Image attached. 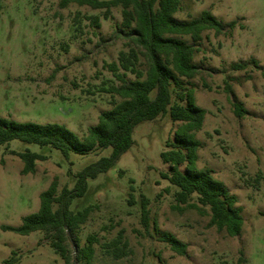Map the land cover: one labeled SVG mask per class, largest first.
I'll use <instances>...</instances> for the list:
<instances>
[{
  "label": "rangeland",
  "instance_id": "rangeland-1",
  "mask_svg": "<svg viewBox=\"0 0 264 264\" xmlns=\"http://www.w3.org/2000/svg\"><path fill=\"white\" fill-rule=\"evenodd\" d=\"M205 10L225 24V33L208 31L194 43L201 74L184 80V86L195 90L196 103L207 111L197 133L199 167L211 170L238 197L243 232L230 237L211 227L208 216L173 209L178 188L161 176L171 172L161 154L169 150L166 143L174 140L178 126L168 114L138 125L133 147L107 173L90 179L86 195L73 202L75 212L96 206L88 222L69 234L75 251L76 238L81 247L89 236L99 239L91 264H264V76L249 64L255 59L264 68V0H182L175 17L189 21ZM93 17H100L101 27L92 24ZM122 21L121 8L105 19L104 10L64 6V0H0V117L59 123L84 137L100 114L113 107L107 91L121 85L105 66L128 50ZM184 40L193 44L189 37ZM236 64L248 66L236 70ZM135 79L127 74L128 81ZM172 91L175 102L180 90L173 86ZM234 103L247 111L244 117L235 115ZM11 151L34 152L47 160L37 162L34 174L23 175L24 163ZM111 152H71L66 158L49 146L18 140L0 147V264L12 257L16 264H65L45 233L20 236L2 226H20L23 217L39 210V196L54 180L59 191L73 189L79 172ZM144 197L150 201L148 231L141 217ZM120 230L132 254L115 260L103 244ZM158 232L187 244V254L174 253Z\"/></svg>",
  "mask_w": 264,
  "mask_h": 264
},
{
  "label": "trees",
  "instance_id": "trees-1",
  "mask_svg": "<svg viewBox=\"0 0 264 264\" xmlns=\"http://www.w3.org/2000/svg\"><path fill=\"white\" fill-rule=\"evenodd\" d=\"M70 4L104 10L105 19L111 17L113 9L121 8L128 50L120 51L118 62L105 66L121 82L120 86H112L107 91L114 99L113 107L100 114L97 124L91 126L84 137L59 123L38 124L0 117V147H9L11 142L18 140L40 147L49 146L59 150L66 158L71 152L85 155L108 148L112 152L109 157H103L79 172L73 189L64 187L59 191L58 180H54L40 194L37 212L23 217L20 226H2V230L20 236L43 232L65 264H74L75 260L91 264L99 239L89 236L87 245L81 247L76 238L75 251L69 244V234L77 232L88 222L96 206L75 212L71 209L73 202L86 195L90 179L107 173L133 147V134L138 125L170 114L178 126L174 131V140L169 139L166 143L169 150L161 154L164 163L170 165L171 172L161 176L178 188L173 209L179 212L195 210L199 215L210 218L211 227L226 232L230 237L240 236L244 217L242 208L237 206L238 197L211 170L199 167L202 143L197 133L204 127L207 111L196 103L195 90L184 86V80L190 81L201 74L194 62L198 52L195 44L201 42L208 31L218 36L224 34L225 24L207 10L196 19L177 20L175 16L181 9L182 0H64V6ZM90 20L95 27H101L100 17ZM236 25L232 22L230 29L234 30ZM186 37L193 44L184 40ZM249 64L262 71L264 76V68L258 61L251 59ZM142 65L146 67L145 71L140 68ZM247 66L236 64L233 68L244 70ZM128 73L136 79L128 81ZM173 86L180 90L175 102ZM227 91L232 92L229 87ZM116 97L121 101L115 100ZM234 113L242 118L247 111L242 105L234 103ZM11 153L18 155L24 163L23 175L34 174L37 162L47 160L46 156L30 151ZM149 204V199L144 197L141 217L147 231L151 223ZM158 234L160 241L174 253L179 256L187 254L188 245L175 235L169 232ZM103 247L115 260L132 254L124 230H120L117 238L103 244ZM16 263L17 260L12 257L4 264Z\"/></svg>",
  "mask_w": 264,
  "mask_h": 264
}]
</instances>
